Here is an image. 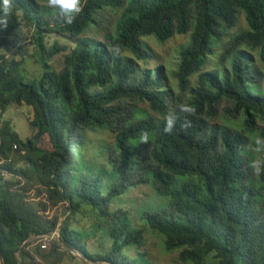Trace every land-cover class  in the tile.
I'll use <instances>...</instances> for the list:
<instances>
[{"label":"trees","instance_id":"obj_1","mask_svg":"<svg viewBox=\"0 0 264 264\" xmlns=\"http://www.w3.org/2000/svg\"><path fill=\"white\" fill-rule=\"evenodd\" d=\"M120 3L82 0L81 12L69 25L59 15L51 21L50 11L37 9L30 0H12L8 26L0 29V108L5 113L14 104L31 107L32 135L23 140L10 122L0 125V251L5 264H18L16 252L31 235L57 228L66 245L94 262L154 264L140 251L145 228L132 224L127 209L109 207L144 183L169 203L142 210L141 219L151 230L147 232L163 238L167 250H179V260L264 264V145L259 146L256 183L248 174L253 173L254 154L247 149L249 139L264 140V89L254 81L255 64L244 53L250 49L264 63V0H125L112 38L92 42L83 35L101 8ZM240 12L246 29L233 35L215 70L202 71L223 31L236 27ZM21 21L33 28L31 44L42 68L38 76L24 70L26 59L18 62L2 52ZM188 32L174 73L177 90L163 82L160 67L137 71L124 56L130 52L145 62L142 37L165 42ZM50 33L76 38L59 71L49 59L66 46L54 42L48 47L45 37ZM194 74L196 85L189 89ZM183 96L191 113L173 105ZM124 99L147 102L154 115L113 105ZM222 99L232 104L229 114L240 112L242 119L216 128L210 118ZM169 112L177 120L166 133ZM99 129L114 136L103 163L88 161L84 151V137ZM45 135L52 150L39 146ZM72 146L78 154L74 159ZM103 181L111 185L105 194ZM33 187L39 189L37 197L46 192V200H27ZM64 203L68 214L60 225L57 209L41 212ZM80 213L95 219L91 234L96 229L101 239L111 241L109 248L89 251L87 239L82 240L85 233L69 223L71 215ZM43 242L36 239L19 250L22 264H40L35 256L46 258L63 250L51 240L44 253Z\"/></svg>","mask_w":264,"mask_h":264},{"label":"rangeland","instance_id":"obj_2","mask_svg":"<svg viewBox=\"0 0 264 264\" xmlns=\"http://www.w3.org/2000/svg\"><path fill=\"white\" fill-rule=\"evenodd\" d=\"M30 1L35 5L37 9L50 11L47 15H51V21L54 20L52 17L56 16L57 14L54 12L51 13V10L44 6V0ZM124 1L125 0H121L120 5L118 6L101 8L96 14L94 26H92L83 35L85 37H88L92 42H105L108 41V37L112 38L116 33L115 25L120 18ZM243 29H246V22L244 14L240 12L236 27H234L232 30L230 29L223 31L222 37L218 40V43L213 46L212 54L209 56L210 58L207 60L208 62L202 71L208 72L216 69L219 57L224 52L226 45L232 40L235 33H238ZM32 34L33 28L21 21L20 26L9 37V44L2 50V52L8 59H13L18 62H22L26 59L23 65L24 70L28 72L29 76H38L40 73H42V68L38 62L35 47L31 44ZM189 34V32L186 34H177L165 42H159L152 36L142 37L141 42L146 47L145 49L148 53V57L146 58L145 62L137 60L132 56L130 52H126L124 56L126 59L131 60L137 71L153 69L157 70V68L160 67L162 69L161 77L163 82L168 86L174 88V90H177L174 73L177 70L179 53L182 47L189 42ZM45 40L48 47L51 46V44H53L54 42H57L60 46H66L65 51H61L49 59V64L55 70L59 71L64 65L65 54L68 53L72 48H74L76 44V38H71L67 34L50 33L45 37ZM244 53L247 57L252 58L255 64V67L252 70L254 81L259 82L260 88L264 89V63H261L254 51L247 49L244 51ZM218 70L221 71L222 68H218ZM196 79L197 74H194L190 78L189 89L196 85ZM177 94L178 92L175 93V96H177ZM113 105H119L124 110L130 112L137 109H144L147 110L148 114L150 113L154 115V113L150 111L147 102L135 101L133 99H124L122 101H116ZM173 105L185 106L184 96L180 100H178V103L173 102ZM215 108L216 115L213 118H210V120L216 128L227 126V121L237 122V120L242 119L240 112L236 113V116H231L229 114L228 110L232 109V104L226 99H222L221 101H219ZM31 117V107L24 104H14L5 111L3 120L1 121L0 125H2L4 122H10L12 125L11 127L17 132L19 137L23 140H26L32 135V128L29 124V120ZM113 140L114 136L107 130L105 131L99 129V131L88 132L87 136L84 137L85 158L91 162L103 163V160H105L109 152L112 151ZM39 146H41L43 149L52 150V144L48 135H45L43 137ZM257 147L258 146L256 145V143L251 142V140L249 139V142L247 143V149L250 153L254 154V160L259 161L261 153L259 150H257ZM69 150L71 152V158L74 159V157L78 155L76 153V148L72 146L69 148ZM23 162L24 161H21V166L26 165L23 164ZM248 174L256 183V172L253 171L252 174L248 172ZM19 178L21 179V183L23 184L25 182V179L21 177ZM110 186L111 185L108 186L105 181H103V194L108 191ZM38 190L39 189L33 187L31 191L28 192L29 195L27 200H33L37 202L41 199L46 200V192L42 193L40 197H37L35 195ZM260 192L262 193V188L260 189ZM116 199L118 200L114 201V203H112L113 200L110 202V209L113 211L118 206L127 209L130 212L128 216L132 224L137 227L145 228V238L142 247L140 248V251L143 252L144 257H147L154 264H191L190 262H182L181 260H179V250H167L164 246L163 238L151 232H147L151 230L141 219L140 213L142 212V210L161 209L159 205L165 206V204L167 205L169 203L168 197L162 195L158 196L155 193L153 186H151L149 183H144L138 185L135 188H130L120 196V199ZM66 207L67 203H64L57 208H53L51 212H41L44 214H53L54 210L57 209L61 214L59 219L60 223V221L68 214L66 211ZM71 216L72 218H70L69 221L71 228L78 232L85 233V235L82 237V240L85 241V239H87L86 247L90 252L95 253L102 251L105 248H109L111 241L101 239L97 235L96 229L93 230V233L96 235L91 234V226L95 219L91 218L87 213L85 215H82V213H80L73 214ZM58 229L59 228H57L55 231H58ZM90 234L91 236H89ZM33 245L34 244H31L28 247L31 248V246ZM41 249L43 251L49 252L50 248L47 247ZM19 250H17V252H19ZM35 260H37L38 262L40 261V264H85L84 260L79 257H69L67 252H65L64 250L46 258L35 256ZM85 261H87L86 264H110L106 261L94 262L88 258L85 259Z\"/></svg>","mask_w":264,"mask_h":264},{"label":"clouds","instance_id":"obj_3","mask_svg":"<svg viewBox=\"0 0 264 264\" xmlns=\"http://www.w3.org/2000/svg\"><path fill=\"white\" fill-rule=\"evenodd\" d=\"M44 6L52 10L60 17H62L64 23L70 25L73 23L75 17L82 10V0H44ZM11 14H12V0H0V29L6 28L8 26L9 16ZM115 51L118 53L119 48L117 47ZM192 111L193 110L191 108L186 107L184 105L179 106V112L181 113H191ZM176 120H177V115L174 112H169L167 115H165L163 131L166 133H170L176 124ZM255 143L258 146L257 150H259V146L264 145V140L257 138ZM250 167L254 172L258 173L260 171V162L257 160H253L250 163ZM42 240L44 241L42 245L45 246L44 248H47L49 241L45 239ZM42 245H40V247Z\"/></svg>","mask_w":264,"mask_h":264},{"label":"water","instance_id":"obj_4","mask_svg":"<svg viewBox=\"0 0 264 264\" xmlns=\"http://www.w3.org/2000/svg\"><path fill=\"white\" fill-rule=\"evenodd\" d=\"M60 225V223L58 224ZM36 239H45V240H48V241H51V240H54L56 241L60 247L62 249H66L68 250L69 252H71L73 255L81 258L82 260H84L85 264L87 261H85V258L84 255L76 248L74 247H70L68 245H66L60 238L59 236V231H54V232H47V233H43V234H34V235H31L27 240H25L22 245L20 246L19 249H21L25 244H27L28 242H31V241H34ZM16 258H17V261H18V264H22V260H21V257L19 255V252H16ZM0 264H5L4 262V258L1 254V251H0Z\"/></svg>","mask_w":264,"mask_h":264},{"label":"built area","instance_id":"obj_5","mask_svg":"<svg viewBox=\"0 0 264 264\" xmlns=\"http://www.w3.org/2000/svg\"><path fill=\"white\" fill-rule=\"evenodd\" d=\"M3 120V112H2V110H1V108H0V122ZM3 161H0V164L2 163ZM42 248H44L45 246L44 245H42L41 246Z\"/></svg>","mask_w":264,"mask_h":264},{"label":"crops","instance_id":"obj_6","mask_svg":"<svg viewBox=\"0 0 264 264\" xmlns=\"http://www.w3.org/2000/svg\"><path fill=\"white\" fill-rule=\"evenodd\" d=\"M21 164V163H20ZM44 253L46 252V251H43ZM47 253V252H46ZM56 254V253H55ZM37 261V260H36ZM40 262V261H39Z\"/></svg>","mask_w":264,"mask_h":264}]
</instances>
